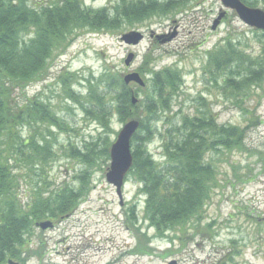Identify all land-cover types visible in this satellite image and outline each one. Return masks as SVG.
I'll return each instance as SVG.
<instances>
[{
  "label": "rangeland",
  "instance_id": "rangeland-1",
  "mask_svg": "<svg viewBox=\"0 0 264 264\" xmlns=\"http://www.w3.org/2000/svg\"><path fill=\"white\" fill-rule=\"evenodd\" d=\"M28 1L33 4L46 0ZM82 1L86 8L102 10L113 7L116 0ZM261 1L263 3L253 9L264 12V0ZM221 13L225 15L212 30L213 22ZM131 31L144 36L135 47L120 41L123 34ZM263 33L244 25L234 12L223 8L220 0H194L187 2L177 14L152 18L134 28L105 34L81 33L64 53L57 55L51 63L48 78L29 87L27 97L38 96L49 102L66 127L64 132L50 131L56 157L44 170L46 184H39L42 181L33 173L24 175L25 171L19 169V200L23 205L31 202L35 197L34 187L43 192L42 198L63 185L80 191V179L85 172L88 175L86 188L72 213L53 222L57 223L55 229L36 230L31 238L34 249H38L39 240L45 243L47 255L43 262L39 258L42 252L38 251L27 264H64L67 259L62 254L67 249L84 247L83 244L87 246L82 255L86 264H264ZM226 39L238 45L251 64H262L261 81L241 89L236 96L225 93V72H210L206 67L208 53L217 46L220 48ZM129 54L134 58L126 67L124 61ZM147 55L155 62L144 65ZM171 67L181 73V85L169 116L178 119L211 107L218 126L240 130L244 150H235L228 157L207 153L208 162L217 169L218 184L203 206L198 223L189 222L183 228V234L175 230L166 233V239H159L155 230L143 221L144 197L138 193L137 182L127 176L124 179L121 208L114 187L105 179L109 160L104 163L97 160L87 168L66 157L70 146L83 151L85 144L91 140L95 143L96 138L104 134L77 104L59 98L61 87L57 78L63 73L79 78H86L90 73L97 77L104 71L122 78L137 73L144 87L134 83L126 87L138 102L146 96L150 86L148 69L161 71ZM73 91L79 96L86 94L84 87L76 84H73ZM125 123H120L117 116L111 118L112 134L108 135L111 144ZM162 127V122L156 124L158 130L162 131ZM147 150L155 162L163 161L157 136L147 145ZM132 216L137 219L133 227L130 225ZM173 235L175 238H171ZM145 238L150 239L147 246L142 244L146 242ZM34 249L29 248V252Z\"/></svg>",
  "mask_w": 264,
  "mask_h": 264
},
{
  "label": "trees",
  "instance_id": "trees-1",
  "mask_svg": "<svg viewBox=\"0 0 264 264\" xmlns=\"http://www.w3.org/2000/svg\"><path fill=\"white\" fill-rule=\"evenodd\" d=\"M191 1L194 0H116L109 9L92 10L84 7L82 0L33 4L28 0H0V264L17 260L25 235L35 223L72 213L86 188L87 172L80 179V191L63 185L42 198L43 192L34 187L31 202L23 205L19 200V169L25 171L24 175L33 173L42 181L39 184H46L44 170L56 157L50 131L64 132L66 127L49 102L38 96L27 97V89L48 78L54 58L64 53L79 34L134 28L152 18L177 14ZM240 1L250 8L263 3ZM217 47L208 53L206 67L210 72H225L226 94L236 96L241 89L261 81L262 64H251L238 45L226 39ZM153 62L150 55L144 59V65ZM139 73L143 74L142 70ZM147 73L151 75L149 89L135 105L131 103V91L118 74L104 71L97 77L90 73L86 78L60 74L59 98L77 104L104 134L95 143L91 140L85 144L83 151L70 146L65 154L87 168L97 160L104 163L109 160L112 145L108 139L112 134L111 118L117 116L120 123L137 121L139 127L130 142L132 166L127 177L140 186L143 221L159 239H166V233L177 230L183 234L189 222L198 223L203 206L217 188V169L208 162L207 153L228 157L244 149L240 130L218 126L211 107L178 119L169 116L181 85V73L176 68L148 69ZM73 84L84 87L86 94H75ZM160 122L162 131L156 128ZM156 136L163 158L160 163L147 150ZM136 222V216H132L130 225ZM149 240L145 238L142 244L149 245Z\"/></svg>",
  "mask_w": 264,
  "mask_h": 264
},
{
  "label": "water",
  "instance_id": "water-1",
  "mask_svg": "<svg viewBox=\"0 0 264 264\" xmlns=\"http://www.w3.org/2000/svg\"><path fill=\"white\" fill-rule=\"evenodd\" d=\"M225 10L234 12L237 18L247 27L264 32V12L259 9H253L244 5L240 0H220ZM225 13H221L219 17L213 22L211 27L214 30ZM144 36L142 33L137 31H131L123 34L120 41L128 46L135 47L142 42ZM158 40V39H157ZM134 56L129 54L124 61V65L129 67L133 61ZM123 83L128 86L130 83H134L140 88L144 87V82L137 73H130L123 77ZM132 105L137 103V100L132 95ZM139 127V123L135 120L128 121L123 125L121 130L116 136L114 143L111 145L109 150V169L105 175L107 184L115 188V193L118 200L122 201V187L124 179L132 166V154L130 149V142ZM42 230L51 227L50 222H42L36 225ZM170 264H176L171 262Z\"/></svg>",
  "mask_w": 264,
  "mask_h": 264
},
{
  "label": "flooded vegetation",
  "instance_id": "flooded-vegetation-1",
  "mask_svg": "<svg viewBox=\"0 0 264 264\" xmlns=\"http://www.w3.org/2000/svg\"><path fill=\"white\" fill-rule=\"evenodd\" d=\"M119 206L122 208L123 204H121L119 202ZM67 216H70V215H66V217ZM62 219H63V217H61L60 220H62ZM55 221L56 220H52V219L40 221V223H42V222H50L51 223L52 226L48 227L45 230H42L39 227H37L36 225L38 223H35L33 225V227L30 229V231L25 235V241L22 243V246L18 250V253H17L19 255L17 260L16 261L7 260L5 264H27V262L30 259H32L33 256H36L38 251L42 252L41 255L39 254V258L41 260L40 262H43L45 256L47 255L45 243L44 242L42 243V241L39 240V242L36 245V247L38 249H34L33 246H31L32 243H33L32 239L34 238V233H35L36 230H40L42 232H45V231H49V230L55 229L56 224H57V223H53ZM83 246L84 247H82V246L81 247H76L72 251H70V249H67V251L64 252V254H62V257L67 259L64 264H86V262H83L82 255L86 251L87 246L84 245V244H83ZM29 248H30V250L31 249H34V250L29 252ZM57 254H59V253H57ZM41 264H44V263H41ZM47 264H48V262H47Z\"/></svg>",
  "mask_w": 264,
  "mask_h": 264
}]
</instances>
